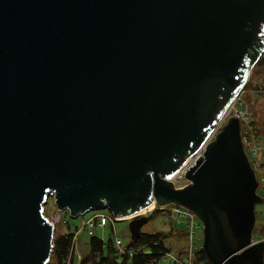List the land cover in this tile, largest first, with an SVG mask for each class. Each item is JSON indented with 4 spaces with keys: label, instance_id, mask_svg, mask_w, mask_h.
Here are the masks:
<instances>
[{
    "label": "water",
    "instance_id": "1",
    "mask_svg": "<svg viewBox=\"0 0 264 264\" xmlns=\"http://www.w3.org/2000/svg\"><path fill=\"white\" fill-rule=\"evenodd\" d=\"M263 53L264 0H0V264L49 263L50 197L73 217L182 206L208 264H264L227 117Z\"/></svg>",
    "mask_w": 264,
    "mask_h": 264
},
{
    "label": "rangeland",
    "instance_id": "2",
    "mask_svg": "<svg viewBox=\"0 0 264 264\" xmlns=\"http://www.w3.org/2000/svg\"><path fill=\"white\" fill-rule=\"evenodd\" d=\"M239 98L240 100L235 104V108H244L247 110L249 117L248 127L251 131L249 142L257 148L258 151L257 154L253 156L248 150H246V153L251 160V164L255 169L259 181L257 192L264 198V64L254 66L246 85L239 94ZM230 115H233L232 111L227 114V117ZM187 182V180L182 178L176 183L178 186H181ZM256 211L259 214V217L256 220L254 231L259 232L264 230V201L256 205ZM100 213L111 214L109 209L103 208L89 210L73 217L66 210H58L52 197L47 200V203L44 206V214L54 223V237H58L64 233H73L75 236V255L70 250L66 264H73V262L74 264H78L77 255L80 256V260L81 257L89 253V240L91 236H97L103 239L105 243H107L109 239L114 241L117 236L122 241V247H125L129 243L131 239L128 226L129 220L114 222V230L111 223H107L103 227L96 225L91 228L92 234L89 233V228L85 226L86 221L92 215ZM149 215L152 216L150 218L148 217L147 222L141 227V233H164L166 237H164L163 242L166 248H168V250L176 257L186 261L187 246L189 245V239L186 236L188 229L187 223H185L183 219L177 221L175 217L174 220H172L169 216L159 212ZM195 220L196 223H200L197 218H195ZM202 235L203 231L202 226L200 225L195 228L194 237L197 238ZM194 242L197 245V249H199L200 242H197L196 239ZM193 260L194 258L192 261ZM48 264H55V260L53 261L50 257ZM157 264H172V261H163V259H160Z\"/></svg>",
    "mask_w": 264,
    "mask_h": 264
},
{
    "label": "built area",
    "instance_id": "3",
    "mask_svg": "<svg viewBox=\"0 0 264 264\" xmlns=\"http://www.w3.org/2000/svg\"><path fill=\"white\" fill-rule=\"evenodd\" d=\"M239 100H240V98L238 96L234 100V102L231 104V106L228 110V113H230L232 111L233 115H230V116H236L240 119V121H241V135H242V140L244 143L245 151L248 150L250 152V154L253 156V155L257 154L258 151H257V148H255L249 142V140H250L249 135H250L251 131L248 127L249 117H248L247 110L244 108H241V109H238L237 107L235 108V104L238 103ZM200 154H201V151L196 152L194 155H192L186 161V163L183 165V167L174 175L172 180L175 183V185H177L176 182H178L179 180L184 178V174H185L186 170L189 169L192 165H194V163L196 162V160ZM184 185L185 184H183L181 186L177 185L176 187H182ZM154 211H157L159 213L167 215L172 220H174V217L176 218L177 221H180L183 219L184 222L187 223V228H188L186 236L189 239V245L187 246V252H186V257H185L186 261H183L181 258L176 257L169 250L163 251L161 253V259H163V261H166V260L170 261V262L172 261V264H193L192 259L194 258L195 250L197 249V245L195 244L194 240L196 239L197 242H200V245H201L203 237L202 236L197 237V238L194 237L195 228L200 226V223L199 222L196 223L194 214L182 206H178L175 204L158 205L156 203H153L152 205L145 208L141 212H139V213H137L131 217H128V218H116L112 214L100 213V214L92 215L91 217H89V219L85 223V226H87L89 228L90 234H92L91 228L95 227L96 225L103 227L107 223H111L113 230H114V222H116V221L129 220L131 218L139 217L142 215L147 216ZM114 234H115V231H114ZM73 238L75 239V236ZM260 239H264V238H260ZM254 240H258V239L254 238ZM113 246H114L118 256L127 255L131 258L132 256H134L137 253L134 249H127L126 246L122 247V241L117 236L115 237V239L113 241ZM70 250L72 251L73 254L75 253V251H76L75 242H74V244L72 243ZM77 258L79 260L80 256L77 255ZM67 261H68V259H67Z\"/></svg>",
    "mask_w": 264,
    "mask_h": 264
},
{
    "label": "trees",
    "instance_id": "4",
    "mask_svg": "<svg viewBox=\"0 0 264 264\" xmlns=\"http://www.w3.org/2000/svg\"><path fill=\"white\" fill-rule=\"evenodd\" d=\"M263 64L264 53L256 65ZM155 212L157 211L152 213ZM151 216L147 217L150 218ZM256 217H259L257 211ZM73 236V233H64L58 237H54L51 258L53 261L55 260V264H66ZM164 237H166L164 233L156 232L154 234L141 233L138 238L130 239L126 248L134 249L137 252L130 258L127 255L118 256L111 240H108L106 247H103L104 243L99 237L91 236L89 240V253L81 257L78 264H157L161 259V253L168 250L163 242ZM253 237L255 239L264 238V230L259 232L254 231ZM193 264H208L204 254L199 252L198 249L195 250Z\"/></svg>",
    "mask_w": 264,
    "mask_h": 264
},
{
    "label": "crops",
    "instance_id": "5",
    "mask_svg": "<svg viewBox=\"0 0 264 264\" xmlns=\"http://www.w3.org/2000/svg\"><path fill=\"white\" fill-rule=\"evenodd\" d=\"M101 239V238H100ZM75 239L73 238V241H72V243L74 244V241ZM102 241H103V243H104V245H103V247H106V243H105V241L103 240V239H101ZM109 240H111V239H109ZM111 242H112V244H113V241L111 240ZM72 246V245H71ZM79 261V260H78Z\"/></svg>",
    "mask_w": 264,
    "mask_h": 264
}]
</instances>
